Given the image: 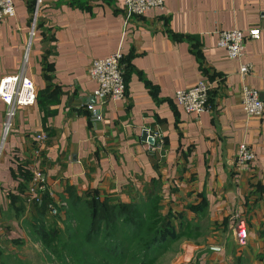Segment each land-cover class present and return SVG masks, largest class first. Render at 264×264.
<instances>
[{"label": "crops", "instance_id": "crops-1", "mask_svg": "<svg viewBox=\"0 0 264 264\" xmlns=\"http://www.w3.org/2000/svg\"><path fill=\"white\" fill-rule=\"evenodd\" d=\"M34 2L13 0L14 15L0 21V77L20 70L30 41L24 69L37 94L17 109L3 139L0 100V264H9L8 254L15 264L24 260L16 242L28 238L23 222L33 209L23 201L20 213L10 198L26 195L17 189L20 166L42 169L55 204L67 186L113 201L156 195L160 211L189 228L200 264H264V114L246 116L237 71L239 61L252 63L244 81L264 99V0H163L162 9L129 19L123 0H42L31 35ZM253 26L259 35L246 39L239 58L217 46L218 27ZM116 49L127 66L126 95L106 100L93 121L86 104L97 105V84L88 65ZM202 78L210 108L184 111L175 90ZM155 128L165 136L161 149L142 136ZM38 131L47 133L42 145ZM241 141L255 158L237 171L228 161ZM237 214L247 221L241 247L232 233ZM7 242L15 247L5 251Z\"/></svg>", "mask_w": 264, "mask_h": 264}, {"label": "built area", "instance_id": "built-area-1", "mask_svg": "<svg viewBox=\"0 0 264 264\" xmlns=\"http://www.w3.org/2000/svg\"><path fill=\"white\" fill-rule=\"evenodd\" d=\"M42 0H35L31 10V20L29 24V33L34 34L35 27L38 22V11ZM123 13L125 19H129L132 15H140L148 8L154 7L162 9L163 0H123ZM15 7L13 0H0V21L13 16ZM260 28L253 26L245 33L240 28H221L216 30V44L226 49V53L230 58H239L244 51L245 41L247 38L257 37ZM29 43H26L23 55V61L20 70L16 73H9L0 77V100L6 105L3 116V128L1 139L6 136L13 125V118L16 111L21 106L33 104L36 98V86L32 78L25 73V62L29 54ZM126 63L124 54L121 49H116L112 53L104 57H96L92 59L88 65V75L97 84L93 91L96 96L97 105L87 103L86 107L90 112V119L97 121L102 117L101 105L106 100L122 99L126 95L125 70ZM252 70V63L248 61H239L237 71L243 81L240 87V98L246 116H263L264 99L261 98L257 88L247 84L244 80ZM210 84L204 78L199 79L192 86L179 88L174 92V98L182 106L184 111L200 113L208 110L207 95ZM147 136L153 137L154 146L161 149L165 145V136L158 129L146 130ZM35 138L39 145H42L47 139L46 131H38ZM40 149V147H38ZM236 155L234 159L228 163L232 167L239 170H249L255 158L254 150L244 141L238 142L236 145ZM31 177L26 191L25 203L27 206L36 199L40 200L41 194L49 192L45 175L40 168H36L31 172ZM46 218L55 217L58 208L49 202ZM59 223V221H57ZM233 238L241 246L247 243V221L243 215L234 217V227L232 230Z\"/></svg>", "mask_w": 264, "mask_h": 264}, {"label": "trees", "instance_id": "trees-1", "mask_svg": "<svg viewBox=\"0 0 264 264\" xmlns=\"http://www.w3.org/2000/svg\"><path fill=\"white\" fill-rule=\"evenodd\" d=\"M126 70L124 78L126 77ZM16 176L19 177L18 191H25L31 177L30 171L20 166ZM65 190L66 193L62 197L61 202L57 204L53 202L48 191L41 194L40 200L34 199L30 204L33 209L31 215L25 221L28 227V234L32 239L39 241L46 248H52L55 253H58V251L55 250L56 245H54L53 241L57 238L60 231H62L61 226L57 222L63 217L62 215L65 216L64 221L63 218L61 219L63 224L69 227V225L71 226L69 217L76 216V213H79L80 217H82L83 225L81 233L82 241L87 244L96 243L95 241L100 240L98 239L99 237L109 236L110 231L118 228V222L128 224L129 227L126 228L129 233L132 235H135V233L142 235L144 246L142 253L144 254L148 253L151 248L160 245L167 246L171 241H175L177 238L190 233L189 228L186 230L180 223L178 225V222L176 223L173 220L171 212L162 214L159 211L161 205H159V199H157L156 195H150L146 199L141 198L126 202L122 200L113 201L109 197L100 198L96 193L84 192L78 194L71 186H67ZM25 197H22L21 194H10L11 201L16 202V207L20 213L25 211L23 203ZM49 202L58 208V213L55 217L46 218ZM190 206L196 211L200 209L196 205ZM146 223L147 226L144 225ZM103 230L108 232L102 234ZM118 245L119 243L117 242H112V244L106 242L102 244V248L113 257L124 256V250L120 249ZM62 246L63 248H67L68 251L75 249V246L67 242V240ZM82 262L83 264H94L91 261L87 263L84 258ZM149 263L150 261L147 262V264Z\"/></svg>", "mask_w": 264, "mask_h": 264}, {"label": "rangeland", "instance_id": "rangeland-1", "mask_svg": "<svg viewBox=\"0 0 264 264\" xmlns=\"http://www.w3.org/2000/svg\"><path fill=\"white\" fill-rule=\"evenodd\" d=\"M158 202L159 205H161L159 200ZM162 206L163 205L160 206V209ZM62 216L64 221L65 216ZM73 216L69 217L71 223V226L69 225V227L63 224V221L61 220L62 218L59 219L58 225L61 226L62 231H60L57 238L53 241L54 245H56L55 250H57L58 253L53 252L54 250H52V248H46L39 241L32 239V237L28 234L27 224L23 222L28 238L26 240L23 239V241L18 240L16 242L17 244L19 243L18 246L22 247L19 248L16 246L18 247L17 249H19L20 256L24 257V260L19 263L83 264L82 259L84 258L87 263L91 261L94 264H142L143 262L144 264H147L148 261H150L149 264H200V252L198 248L191 244L187 245V243L192 242L191 240H196L193 239L194 236L189 237L190 239L187 240L190 233L186 236L177 238L175 241H171V243L167 246L160 245L158 247L151 248L148 253L144 254L142 253V249L144 250L142 235L137 233L132 235L129 233L126 228L129 227L128 224L126 225L118 222V228L110 231L109 236L99 237L98 239L100 240L95 241L96 243L87 244L82 241L81 237L83 226L82 217H80L79 213H76V216ZM177 222L183 225L180 218H177ZM144 225L147 226V223ZM106 232L108 231L103 230L102 234ZM66 240L75 246L74 250L68 251L67 248H63L62 244ZM106 242L109 244H112V242L119 243L118 247L120 246V249L124 250V256L113 257L112 255L107 254L106 250L102 248V244ZM20 243L24 245L21 246ZM236 246L241 247L244 245L240 246L236 241ZM13 247H15V244L7 242V246H3V249L6 251L7 249ZM4 253L7 254V252ZM191 253L193 255L189 258L188 255ZM6 259L9 264H15L14 261H12L13 257L11 258L9 254L6 255Z\"/></svg>", "mask_w": 264, "mask_h": 264}, {"label": "water", "instance_id": "water-1", "mask_svg": "<svg viewBox=\"0 0 264 264\" xmlns=\"http://www.w3.org/2000/svg\"><path fill=\"white\" fill-rule=\"evenodd\" d=\"M142 136H143L144 138H147L149 141H153V137H152V136H147V131H146V129H143V130H142Z\"/></svg>", "mask_w": 264, "mask_h": 264}]
</instances>
